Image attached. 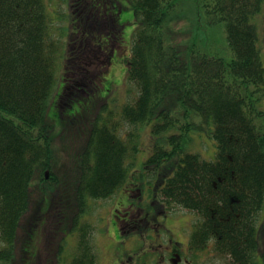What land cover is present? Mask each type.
I'll return each mask as SVG.
<instances>
[{
	"label": "trees",
	"instance_id": "obj_1",
	"mask_svg": "<svg viewBox=\"0 0 264 264\" xmlns=\"http://www.w3.org/2000/svg\"><path fill=\"white\" fill-rule=\"evenodd\" d=\"M130 1L138 25L125 79L138 92L114 107L115 99L76 100L66 87L56 98L60 83L66 84L75 33L66 31L67 55L59 67L63 56L52 39L46 0H0L1 264L20 260L22 246L38 232L37 224L51 221L53 209H60L58 223L78 233L86 224L78 215L86 202L108 198L131 180L138 135L124 138V124L144 128L153 122L156 141L142 163V177L154 186L156 208L166 197L197 212L192 238L213 239L236 257L254 242L264 212V124L257 123L262 111L254 98L264 85V66L252 18L263 0H213L206 10L225 26L228 62L196 45L183 60L181 46L166 42L183 36L176 28L187 16L182 0ZM174 100L184 106L181 114H171L168 104ZM170 129L178 132L165 136ZM192 130L216 141L215 160L182 149V138ZM90 230L87 225L83 234ZM90 239L79 238L71 264H93Z\"/></svg>",
	"mask_w": 264,
	"mask_h": 264
},
{
	"label": "flooded vegetation",
	"instance_id": "obj_2",
	"mask_svg": "<svg viewBox=\"0 0 264 264\" xmlns=\"http://www.w3.org/2000/svg\"><path fill=\"white\" fill-rule=\"evenodd\" d=\"M124 10L125 6L118 0H70L68 29L75 33L77 42L69 41L67 58L70 64L66 67V75L70 73L71 83L67 85L65 75L63 79L66 84L60 83L56 98L60 90L63 94L66 87L71 89L70 94L76 100H114L112 98L118 87L112 89L110 68L113 64L121 67L122 62L126 65V58L130 54V45L126 44L120 31L131 24L130 20L123 18ZM73 13L80 16L79 21L74 20ZM124 188L123 199L116 204L108 220L102 216L96 203L98 210L95 216L93 202L87 201L78 213L86 223L78 227V233H69L65 225L58 223L61 222L57 221L60 209H53L51 222L37 224L34 229L38 232L22 246V264L25 261L28 264H71L79 253V238L82 237L91 238L89 252L93 264H264V212L255 225L254 242L246 243L242 256L236 257L213 239L199 243L192 238L200 219L197 212L185 208H181L184 212H179L181 209L173 212L170 199L166 197L162 198L163 206L158 209L153 197L148 203L141 200V191L136 183L128 182ZM150 189L154 190L153 184ZM133 199H138V204ZM80 201H84V198L81 197ZM78 209L68 211L77 212ZM188 214L193 223L187 229L183 228L179 234L171 230L168 226L169 216ZM160 218L166 221L161 223ZM87 225L91 230L84 235L83 229ZM106 233L121 240L120 245L113 250L114 244L108 246L105 242L102 246ZM135 236L142 237V241L134 249L127 248L125 238ZM58 237L64 239L57 240ZM99 237L100 244L96 243Z\"/></svg>",
	"mask_w": 264,
	"mask_h": 264
},
{
	"label": "rangeland",
	"instance_id": "obj_3",
	"mask_svg": "<svg viewBox=\"0 0 264 264\" xmlns=\"http://www.w3.org/2000/svg\"><path fill=\"white\" fill-rule=\"evenodd\" d=\"M123 6H125V10L123 12V18H127L131 21V24L127 27L121 28V32L123 34L124 40L127 45L131 44V36L132 32L136 25H138V21L136 20L133 5L130 0H118ZM182 8L186 11V17L183 18L178 22L176 25V28L179 30V32L183 35L182 38H177L175 40L172 36H168L166 39V42L168 44H178V46H181L179 55L183 60L189 59V54L191 52V48H193L195 45L202 50L203 52H206L209 55L213 56H219L222 57L226 62L230 61L232 58L231 49L227 41L226 36V29L223 24V22L215 23L213 22V14L207 13L206 10H211V4L213 3V0H182ZM46 2L49 5V12L51 16V23H52V39L57 42V44L61 47V51H59V55L63 56V58H60L59 61V67L63 64V61L65 56L67 55V47H66V37L62 35L59 31V29H62L65 27V22L62 19H59L60 16L58 13H65L69 9V3L70 0H46ZM58 16V17H56ZM72 17L75 21H79L80 16L76 15V13L72 14ZM252 21L256 28L257 33V46L259 48L260 52V59L262 62V65L264 66V0L262 4V10L257 13L253 18ZM125 68L126 65L124 62H122V66L118 67L117 65L113 64L110 68V73L112 77V89L115 87H118L116 89L113 98L116 99V104H122L126 103L128 101H132L135 96L137 95L138 88L133 83L128 87L129 90H127L124 82H125ZM249 86V85H248ZM253 88V85H250V89ZM126 90L129 93L126 94ZM121 91V92H120ZM258 96H254V98H257L255 101L256 108L258 110L262 111V114L258 118L257 123L264 124V85H260L258 87V91L256 93ZM170 107V112L172 115H178L181 114L184 110V106L178 101L174 100L168 104ZM53 109V108H52ZM68 113L75 114V111H69L65 112L67 115ZM193 116V114L190 112L187 114V116ZM197 118V117H196ZM153 125L152 123H149L144 128L140 125L136 126H130L128 124H124L122 126V132H124V138L127 137V135L131 132L137 133L138 135V141L136 142L135 146L137 147L138 151L135 154L136 157V163L132 167V176L131 180L128 182H132L133 184L137 183L140 184V191H141V200L145 202H149L151 200L152 196V190L150 189V183H148L146 180L149 178L142 177V171L143 161L149 157L154 143L156 141L155 135L151 132V127ZM178 132L176 129H170L167 130L164 135L167 136L171 133ZM136 140V139H135ZM182 149L186 152L190 153H198L201 155L202 158L207 160H215L216 158V141L213 138H208L205 134L197 132V131H190L187 135H185L182 138ZM149 177V176H148ZM62 178V177H61ZM140 179V181L138 180ZM128 188V187H126ZM124 186H120L115 192L114 195H112L108 199L104 200H95L91 201L94 204L95 207V214L98 210L97 206H95V203L98 205L99 209L101 210V214L104 218H108L112 215V211L117 207L116 204L123 199L124 195ZM38 198V195L35 197ZM39 199V198H38ZM37 199V201H38ZM134 202L138 204V199H133ZM92 204V205H93ZM179 206L172 204L171 210L173 212H178ZM185 210H180L179 212H184ZM192 214V213H190ZM193 215V214H192ZM97 216V214L95 215ZM165 218H160L159 222L163 223ZM193 223V220L191 216L182 215V216H169V222L168 226L171 228V230L176 231L178 234L180 231L184 229H187L188 226ZM169 233V232H167ZM125 245L130 247L131 249H134L137 246V243H140L142 241V237L135 236V237H126ZM107 242L108 246L111 244L114 246L111 250H113L114 247H117L120 245L121 240L118 238H114L110 233H106L104 236V240L102 242V246ZM96 243H101V237L97 238ZM0 246H1V240H0ZM107 246V249H110ZM1 264V262H0ZM24 264H28L27 261L24 262Z\"/></svg>",
	"mask_w": 264,
	"mask_h": 264
},
{
	"label": "water",
	"instance_id": "obj_4",
	"mask_svg": "<svg viewBox=\"0 0 264 264\" xmlns=\"http://www.w3.org/2000/svg\"><path fill=\"white\" fill-rule=\"evenodd\" d=\"M45 177H46V178L48 177V172H47V171L45 172Z\"/></svg>",
	"mask_w": 264,
	"mask_h": 264
},
{
	"label": "bare ground",
	"instance_id": "obj_5",
	"mask_svg": "<svg viewBox=\"0 0 264 264\" xmlns=\"http://www.w3.org/2000/svg\"><path fill=\"white\" fill-rule=\"evenodd\" d=\"M66 43H67V41H66Z\"/></svg>",
	"mask_w": 264,
	"mask_h": 264
}]
</instances>
